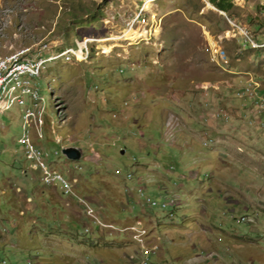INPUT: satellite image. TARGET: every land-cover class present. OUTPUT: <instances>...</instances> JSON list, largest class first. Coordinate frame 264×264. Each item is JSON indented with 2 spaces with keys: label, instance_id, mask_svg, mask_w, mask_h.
Wrapping results in <instances>:
<instances>
[{
  "label": "rangeland",
  "instance_id": "1",
  "mask_svg": "<svg viewBox=\"0 0 264 264\" xmlns=\"http://www.w3.org/2000/svg\"><path fill=\"white\" fill-rule=\"evenodd\" d=\"M232 1L225 13L208 0H0V57L27 51L48 58L39 76H25L39 93L29 104L44 106L29 122L48 168L76 179L114 230L144 227L145 245L160 246L148 254L150 264H182L186 244L217 233L206 219L246 237H235L232 250L211 243L201 258L264 264V127L253 104L237 95L245 79L264 88V45L241 39L247 29L264 44V0ZM12 87L0 104V264H63L45 235L66 246L79 238L75 264L97 256L130 264L140 253L130 232L103 228L94 244L92 233L54 214L83 211L74 200L66 207L57 182L45 186L30 169L18 143L26 108L11 102L20 96ZM67 145L81 147L83 156L67 160L60 149ZM162 171L167 178L155 176ZM146 197L179 204L171 212Z\"/></svg>",
  "mask_w": 264,
  "mask_h": 264
},
{
  "label": "bare ground",
  "instance_id": "2",
  "mask_svg": "<svg viewBox=\"0 0 264 264\" xmlns=\"http://www.w3.org/2000/svg\"><path fill=\"white\" fill-rule=\"evenodd\" d=\"M126 35H128V36L130 35L129 31ZM247 42L252 44L255 47H261L264 45V44L260 45L259 43L257 44V42L252 38V36H250L249 32H248V36H247ZM29 52H28V54H29ZM26 53H27V51L26 52H18V53L14 52L13 54H10L8 56L0 57V69L3 66H10V72L6 73L5 76L3 77V82L1 85V89H0V104H1L2 93L4 91H6V89L9 85L13 84L12 91L13 90L19 91L20 96H18L16 98V100L12 99L11 102H14L17 105L26 108L22 111V114L24 117V122L25 123L28 122V124H26L27 127L24 124L26 127L24 139H25V143L27 145V149L33 155V160L37 165H39L42 168H48V165L46 162L47 155H46L45 151L41 148V146H39L36 142H34L33 134H32L33 130L31 127V122H29V120L31 121L32 119H35V118L40 119L41 118V112L33 111V109H27L26 105H22V104H25L27 102V100H29L30 102L31 101L36 102L39 99L38 91L36 89H34L28 81L25 80V78H26L25 76L26 75H29L31 77L39 76L41 73V70H42L44 64L47 62L48 58H44V56H41V57L39 56L37 58H30V57L26 56L27 55ZM79 53L83 54L82 51H80ZM13 60H17V61H13ZM30 68H32V72L25 71V69H30ZM259 86H260V84L257 83V87H259ZM245 91L247 92V94L249 96L253 95V88H246ZM246 92H245V94H246ZM261 124H262V119H261ZM24 125H23V127H24ZM29 126H30V128H29ZM41 130L39 132H42ZM24 131H25V128H24ZM32 141L34 142V144L36 146L31 143ZM50 171H54V170H50ZM61 176L65 177L63 174H61ZM130 176H131V174L127 175L128 178ZM42 181L44 182V184L46 186H51L53 184V182H55L56 180H42ZM66 194H69V193H66ZM170 201L172 202L170 205H167L168 203H163L164 204L163 208H165L166 206L167 207L175 206V201L171 198H170ZM85 214L87 215V210L85 211ZM133 228H136L138 230V232L134 231ZM122 230L130 232V234L131 233H137L138 234L139 231H144L145 233L140 238H136L135 237L136 235H132V237L134 238V241H136V243L139 244V248H140V245L143 243V248L146 250V252H149L148 254H155V255L157 254L159 246H157L156 244H153L151 246H146L144 243L145 237H146V229L144 227L139 226V225H132V226H128L126 230H125V227ZM149 259L150 258L148 257V260ZM137 260H138V258H135V255H133L131 257V261L134 264Z\"/></svg>",
  "mask_w": 264,
  "mask_h": 264
},
{
  "label": "crops",
  "instance_id": "3",
  "mask_svg": "<svg viewBox=\"0 0 264 264\" xmlns=\"http://www.w3.org/2000/svg\"><path fill=\"white\" fill-rule=\"evenodd\" d=\"M220 138L221 139H223V140H226V137H223L222 135H220ZM218 141V140H217ZM213 142H215V139H214V141ZM213 144V143H212ZM163 171L160 173H158V174H156L155 176L156 177H163L164 179L165 178H167V176H166V173H163ZM214 178V177H213ZM154 179H156V178H154ZM153 179V180H154ZM211 180V182L213 183V184H218V185H220L221 183L218 181V179L217 178H214V179H210ZM160 187H162L164 190L167 188V185H166V183H161V186ZM44 188V187H43ZM207 190L208 191H211V188H207ZM63 197H64V195H62V197H61V200H63L64 201V205L66 206V207H69L70 205H66L65 204V202H66V200H67V198H65V199H63ZM28 199H30V198H28ZM227 201L229 202V204H233V203H236V201H233V200H231V199H227ZM76 204V203H75ZM238 204H240L239 202H238ZM74 212H75V214L76 213H78V219H76L75 217H76V215L74 214ZM72 211V213H73V215L71 214V212L70 211H68V209L66 208V210H64V211H56V212H54V214L55 215H58V217H60L63 221H65V222H69V224H74L75 226H81L82 228H83V230H84V228H86V227H89L90 228V230H91V232L90 233H92L91 234V237H89L87 240L88 241H92V242H94L93 241V237H99V235H100V232L102 231V229L103 228H96L95 226H93V224H92V222H91V220L88 218V217H86L81 211V213L80 212H76V211ZM199 216L198 217H202V218H205V216L207 215V206L206 207H202V208H200L199 209ZM136 216V215H135ZM199 220H202V219H199ZM206 221H208L209 223H212L213 224V227H215V229H217V233H219L220 235H222L223 234V239L225 238V239H230V242H229V244L227 243V241L226 240H222L221 241V238L219 239V238H217V233L214 235V237H208V236H206V235H204L203 236V239L202 240H199V241H196L195 239H192L191 240V242H189V244H186V245H189L190 246V248H189V250H190V252L189 253H187L188 254V257H187V254H186V257L184 258V259H182L183 261H182V264H216L217 262H220V264H222V261L224 262L225 261V259H226V257H219L218 259L217 258H214V259H206L205 257H202L201 258V255H205L206 254V252L205 251H207V248H209V247H211V243H213V244H215L217 247H218V249H220V248H223L224 249V247L225 248H227L226 250H232L233 248H231L230 246H232V244L234 245L235 243H236V241H234V239H235V237L237 238V236L239 235V236H244V237H246V235L244 234L243 235V233L242 234H238V233H230V232H228V231H226V230H223L222 228H220L219 226H216L213 222H212V220L211 219H206ZM200 222H202V221H200ZM153 223H154V221H153ZM61 225L62 226H64V223L62 224L61 223ZM82 230V231H83ZM115 232H118V233H120V231H118V230H114ZM207 231V230H206ZM206 231H205V233H206ZM208 232V231H207ZM64 233L66 234H68L69 232L68 231H64ZM29 234V233H28ZM77 234H79V233H77ZM29 235H31V233L29 234ZM72 236H77V235H74V234H71ZM225 235V236H224ZM46 236V235H45ZM44 236V238L43 239H45V240H49V241H51V243H53V245H54V247H53V249H52V252H54V253H56V255H54V258H57V259H59L60 260V262H63V264H75V262H73L72 261V258H75L76 256H75V253L77 252V250H78V247L79 246H81V245H83V243L79 240V238H76L75 240H70L71 241V245H68V246H66V243L65 242H62L61 240H58V239H54V238H52V237H50V236H48V237H45ZM212 236V235H211ZM216 236V237H215ZM220 237V236H219ZM101 238V237H100ZM192 237H189L188 239H191ZM124 239V238H123ZM122 239V240H123ZM210 239L212 240V241H210ZM217 239V240H216ZM218 240H220V244H216V243H219V241ZM56 242V243H54V242ZM120 242V241H119ZM185 243H187V242H185ZM232 243V244H231ZM94 244H95V242H94ZM58 247V248H57ZM70 247V249H69V251H70V253L68 254V253H66V250L68 249ZM59 248H65L66 250H58ZM72 250H73V252H72ZM60 251V252H59ZM59 253V254H58ZM63 253V254H62ZM169 253V252H168ZM197 257L198 258V262H196V263H190L189 262V260L190 259H192L193 257ZM226 256H227V258H229L230 259V262L231 263H233L234 262V260H235V258L234 257H232V255H230V254H226ZM80 259V261H78L80 264H87V262H85L84 261V259L83 258H81V257H79ZM94 258H97V259H92V260H90V264H108V263H110V264H115V262L116 263H118V264H121L118 260L117 261H108L107 262V260L104 258V257H100V258H98V256L97 257H94ZM69 260V261H68ZM233 261V262H232ZM58 264H60V263H58Z\"/></svg>",
  "mask_w": 264,
  "mask_h": 264
},
{
  "label": "built area",
  "instance_id": "4",
  "mask_svg": "<svg viewBox=\"0 0 264 264\" xmlns=\"http://www.w3.org/2000/svg\"><path fill=\"white\" fill-rule=\"evenodd\" d=\"M247 36H248V30H241V39L243 44H247ZM17 61V60H13ZM12 61V62H13ZM27 72H32V68L30 69H25ZM10 72V66H3L0 69V89L1 85L3 82V77L5 76L6 73ZM246 88H253V95L252 96H245V89ZM237 95L240 98H243L244 100H248L250 103L253 104L254 108L258 111L256 114H260L262 117V126L264 127V89H260L257 87V80L254 79H245V81L242 82L241 86L239 87V90L237 91ZM27 109H33V111H41L43 114L45 113L43 103L41 102L40 105H31L28 102L25 104ZM25 124H28L25 123ZM39 138L42 137V132L38 133ZM18 143L22 146V150L24 153V156L27 161L30 162L31 170L34 171L38 179L41 180H56L57 181V188L59 189L61 193H69L70 198H75L80 206L86 207L87 208V216L91 217L94 221L95 224L97 225H104L96 216L94 209L89 205V203L86 201V199L80 195H78L75 192L74 189V183L76 182V179L70 180L67 177H62L61 172L59 171H50L49 168H42L39 165H37L34 160H33V155L28 151L27 145L25 143V139H18ZM116 172H119L117 169ZM137 193L141 196H144V188L143 187H138L136 189ZM146 203L150 205L151 207L153 206H158L159 208L164 207L163 202H156L149 197H146ZM175 199V205H177V200ZM241 221H247L246 217H241ZM137 223V222H136ZM131 235H137V233H131ZM148 253L146 250L143 248V243L140 245V253L138 254V260L135 262V264H149L148 260Z\"/></svg>",
  "mask_w": 264,
  "mask_h": 264
},
{
  "label": "clouds",
  "instance_id": "5",
  "mask_svg": "<svg viewBox=\"0 0 264 264\" xmlns=\"http://www.w3.org/2000/svg\"><path fill=\"white\" fill-rule=\"evenodd\" d=\"M59 139V138H58ZM35 142H36V140H35ZM37 143V142H36ZM68 146V145H67ZM63 146H61V148H62ZM60 148V149H61ZM22 152H23V150H22ZM23 155H24V153H23ZM25 157V156H24ZM26 159V158H25ZM68 160V159H67ZM71 161V160H70ZM49 166L52 168V166H51V164H49ZM53 169V168H52ZM57 170V169H56ZM58 171V170H57ZM21 172H25L24 170H21ZM60 172V171H59ZM62 173V172H61ZM36 174V173H35ZM65 177H67V178H69L68 177V175L67 174H65V173H62ZM127 174H131V173H127ZM126 174V175H127ZM34 177H36V176H34ZM127 177V176H126ZM128 178V177H127ZM129 178H132V174H131V176L129 177ZM70 179V178H69ZM39 180V179H38ZM71 180V179H70ZM76 182H77V180H76ZM75 182V183H76ZM46 186V185H45ZM139 187V186H138ZM143 187V186H142ZM144 189H145V187H143ZM18 190H19V188H17ZM55 189V188H54ZM74 189H75V192L78 194V195H80V196H82V197H84L85 199H86V201L89 203V205L94 209V211H95V214H96V216L98 217V219L104 224V225H97V224H95L94 223V221H93V219L91 218V217H89V216H87L86 214H85V211L83 210V207L82 206H80L79 205V203H78V201L75 199V198H70V197H67V196H65L64 195V197H66L67 198V200H66V202H65V204L66 205H70L71 204V202L74 200L75 202L74 203H76V205L77 206H80L81 208H82V213L86 216V217H88L90 220H91V222H92V224H93V226H95L96 228H110V229H112V230H114L112 227H113V223H107V222H104L103 221V219L101 218V216L96 212V210H95V208L92 206V203L89 201V199H87V197H85V196H83V195H81L79 192H78V190L75 188V184H74ZM57 190V189H56ZM59 190V189H58ZM60 191V190H59ZM61 193V192H60ZM61 195H63L62 193H61ZM178 204H179V202H177ZM177 204V205H178ZM177 205H175V206H177ZM170 207H172V209H171V212H172V210H173V207L174 206H170ZM170 212V214H172ZM139 220H141V219H138V221ZM137 221H134L133 222V224L134 223H136ZM247 222H248V218H247ZM142 223V222H141ZM129 225H131V224H127V225H123L118 231H120L121 233H123V234H125V232H128V231H123L122 229L124 228V227H126V226H129ZM143 225V224H142ZM86 232H91V230H90V228L89 227H86V228H84V230H83V233H86ZM159 249H160V246H159ZM159 249H158V252H159ZM158 252H157V254H158ZM134 254H135V252H134ZM156 254V255H157ZM130 264H134L132 261L130 262ZM150 264V263H149Z\"/></svg>",
  "mask_w": 264,
  "mask_h": 264
},
{
  "label": "water",
  "instance_id": "6",
  "mask_svg": "<svg viewBox=\"0 0 264 264\" xmlns=\"http://www.w3.org/2000/svg\"><path fill=\"white\" fill-rule=\"evenodd\" d=\"M62 155L65 156L66 159L71 161H77L83 156V150L79 146H63L61 148Z\"/></svg>",
  "mask_w": 264,
  "mask_h": 264
},
{
  "label": "trees",
  "instance_id": "7",
  "mask_svg": "<svg viewBox=\"0 0 264 264\" xmlns=\"http://www.w3.org/2000/svg\"><path fill=\"white\" fill-rule=\"evenodd\" d=\"M208 2L210 4H212L218 10L224 11L225 13H228L234 7L232 0H208ZM259 39L264 40V38H259ZM258 42H260V41H258ZM260 43H262V42H260ZM261 119H262V117H261Z\"/></svg>",
  "mask_w": 264,
  "mask_h": 264
}]
</instances>
